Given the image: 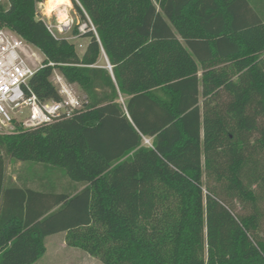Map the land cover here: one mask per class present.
<instances>
[{
  "label": "trees",
  "instance_id": "trees-1",
  "mask_svg": "<svg viewBox=\"0 0 264 264\" xmlns=\"http://www.w3.org/2000/svg\"><path fill=\"white\" fill-rule=\"evenodd\" d=\"M43 1H0V27L44 54L40 100L60 99L58 69L88 102L0 133V264L59 232L104 264H264V0H72L83 53ZM7 158L51 176L18 184Z\"/></svg>",
  "mask_w": 264,
  "mask_h": 264
},
{
  "label": "built area",
  "instance_id": "built-area-1",
  "mask_svg": "<svg viewBox=\"0 0 264 264\" xmlns=\"http://www.w3.org/2000/svg\"><path fill=\"white\" fill-rule=\"evenodd\" d=\"M58 22H46L48 29L61 37L76 24L68 8L61 6L57 11ZM93 26V25H92ZM87 23L79 24L83 33ZM95 30V27L93 26ZM49 65L54 66V62ZM41 50L27 42L13 30L0 27V133L22 129H37L57 120L70 118L85 107L86 95H80L58 69H54L49 79L60 95L59 100H40L31 90V78L43 67ZM108 68L112 66L108 63ZM146 142L151 144L150 140Z\"/></svg>",
  "mask_w": 264,
  "mask_h": 264
},
{
  "label": "rangeland",
  "instance_id": "rangeland-1",
  "mask_svg": "<svg viewBox=\"0 0 264 264\" xmlns=\"http://www.w3.org/2000/svg\"><path fill=\"white\" fill-rule=\"evenodd\" d=\"M0 1L2 3L8 2V0H0ZM70 1H71L70 6H67L70 16L75 19L76 24L85 23L81 21V17L78 11L75 9L73 1L72 0ZM37 17L44 19L47 22L48 21L52 22L53 24H56L58 22L56 11L52 13L47 12L46 0H44L42 3H39L37 8ZM63 37H66L70 41L75 43L79 53H83V51L86 48L87 42H89L88 37H83L80 34L74 33L73 29L65 33ZM41 54L42 56H44L42 51ZM99 63L100 64L107 63V59L104 55L100 58ZM74 86L80 95H85L80 87H78L77 85ZM6 160H7L8 174L11 177H13L18 184H23V181L32 177L35 171L36 173H38L37 174L38 176L43 175L44 173L47 174V176L50 175L49 172L47 173V171L45 170L42 171V167L40 166V164L32 165L27 162L14 161L9 158H7ZM52 177L54 178V181H56V183H59L58 177L56 178L54 175ZM35 185H36L35 183H32V186ZM248 211L249 209L247 207H244L242 206V204L237 202L236 212L245 213ZM46 245H47L46 253L33 264H104L99 257L92 256L91 254H89L88 252H86L81 248L69 246L66 242V234H64L63 232H59L47 236Z\"/></svg>",
  "mask_w": 264,
  "mask_h": 264
},
{
  "label": "bare ground",
  "instance_id": "bare-ground-1",
  "mask_svg": "<svg viewBox=\"0 0 264 264\" xmlns=\"http://www.w3.org/2000/svg\"><path fill=\"white\" fill-rule=\"evenodd\" d=\"M70 0H46V8L48 13L57 11L61 6H70Z\"/></svg>",
  "mask_w": 264,
  "mask_h": 264
},
{
  "label": "crops",
  "instance_id": "crops-1",
  "mask_svg": "<svg viewBox=\"0 0 264 264\" xmlns=\"http://www.w3.org/2000/svg\"><path fill=\"white\" fill-rule=\"evenodd\" d=\"M87 44H88V42H87ZM64 234H66L65 232H63Z\"/></svg>",
  "mask_w": 264,
  "mask_h": 264
}]
</instances>
